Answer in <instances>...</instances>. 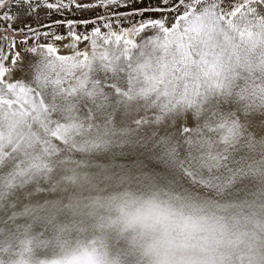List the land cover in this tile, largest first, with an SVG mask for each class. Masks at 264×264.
<instances>
[{"label":"snow or ice","instance_id":"1","mask_svg":"<svg viewBox=\"0 0 264 264\" xmlns=\"http://www.w3.org/2000/svg\"><path fill=\"white\" fill-rule=\"evenodd\" d=\"M106 228L264 264V0H0V264Z\"/></svg>","mask_w":264,"mask_h":264},{"label":"clouds","instance_id":"2","mask_svg":"<svg viewBox=\"0 0 264 264\" xmlns=\"http://www.w3.org/2000/svg\"><path fill=\"white\" fill-rule=\"evenodd\" d=\"M100 211L104 215H115L114 212L110 213L108 208L101 209ZM91 220L92 218H89L90 222ZM114 233L115 229L106 228L97 241L96 248L98 249L99 259L102 261V264H162L168 252L166 240L159 232L136 228L127 229L121 233L127 244H130L134 251V254L131 256L125 255L115 244L113 239ZM84 239V237H81L82 241ZM124 246L122 244L119 247ZM76 247L75 243L71 245V249H75ZM62 254L57 250L56 253L50 254L46 259H57Z\"/></svg>","mask_w":264,"mask_h":264},{"label":"bare ground","instance_id":"3","mask_svg":"<svg viewBox=\"0 0 264 264\" xmlns=\"http://www.w3.org/2000/svg\"><path fill=\"white\" fill-rule=\"evenodd\" d=\"M62 31V30H61ZM81 48H83V45H80Z\"/></svg>","mask_w":264,"mask_h":264},{"label":"rangeland","instance_id":"4","mask_svg":"<svg viewBox=\"0 0 264 264\" xmlns=\"http://www.w3.org/2000/svg\"><path fill=\"white\" fill-rule=\"evenodd\" d=\"M24 75H27V73L25 72Z\"/></svg>","mask_w":264,"mask_h":264}]
</instances>
